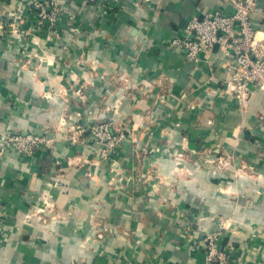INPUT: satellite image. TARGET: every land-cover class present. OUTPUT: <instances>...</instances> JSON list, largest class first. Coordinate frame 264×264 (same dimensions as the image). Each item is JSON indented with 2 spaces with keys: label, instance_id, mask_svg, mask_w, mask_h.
<instances>
[{
  "label": "crops",
  "instance_id": "0c3cea01",
  "mask_svg": "<svg viewBox=\"0 0 264 264\" xmlns=\"http://www.w3.org/2000/svg\"><path fill=\"white\" fill-rule=\"evenodd\" d=\"M58 1L52 29L25 8L0 35V136L51 140L0 157V264H203L207 233L264 264V90L226 91L232 46L194 62L171 45L232 1ZM252 22L264 40V0ZM104 120L125 135L110 158L77 133Z\"/></svg>",
  "mask_w": 264,
  "mask_h": 264
},
{
  "label": "built area",
  "instance_id": "2783aa9c",
  "mask_svg": "<svg viewBox=\"0 0 264 264\" xmlns=\"http://www.w3.org/2000/svg\"><path fill=\"white\" fill-rule=\"evenodd\" d=\"M231 1L232 13L218 11L202 17H193L185 34L174 37L171 45L183 49L186 58L194 62L200 61L203 51H211L217 44L219 47L232 46V59L228 63L225 88L245 101L252 94L253 87L264 90V40L257 39L252 22V13L258 0ZM24 2L25 6L24 3L20 6L32 13L35 18L33 29L36 31L44 26L52 29L64 11L58 0ZM26 16L9 11L5 19L0 20V35L7 36L9 33L20 32L22 28L19 25L25 23ZM12 21L13 23L8 25ZM4 23L6 29L3 27ZM86 130H89L95 141L101 145L100 154L103 158H110L116 154L125 140L124 132L114 130L112 122L108 120L92 123L88 127L78 126L77 133ZM50 141L49 138L33 132L5 133L0 136V157L5 156L10 150L17 151L21 156L32 155L40 145L48 144ZM198 246L205 251L203 264H230L226 250L218 244L216 233H207Z\"/></svg>",
  "mask_w": 264,
  "mask_h": 264
},
{
  "label": "rangeland",
  "instance_id": "374dc122",
  "mask_svg": "<svg viewBox=\"0 0 264 264\" xmlns=\"http://www.w3.org/2000/svg\"><path fill=\"white\" fill-rule=\"evenodd\" d=\"M24 1L25 0H19L18 8L15 9L14 13L19 14V15L23 14L22 12H23V10H25L23 6H25V3H26ZM23 3H24V5L23 6H20V4H23ZM10 12H13V11H10ZM2 14H3V17H4L3 19H5V16H7L9 14V11L5 12V14L4 13H2ZM23 19H25V17H23ZM11 23H13V21L12 22H9L8 25H10ZM3 25H4L3 26L4 29H6L5 23ZM19 26L22 28L21 24ZM42 29H43V27H42ZM255 31L257 32L256 29H255Z\"/></svg>",
  "mask_w": 264,
  "mask_h": 264
},
{
  "label": "water",
  "instance_id": "95a60500",
  "mask_svg": "<svg viewBox=\"0 0 264 264\" xmlns=\"http://www.w3.org/2000/svg\"><path fill=\"white\" fill-rule=\"evenodd\" d=\"M218 47V44L215 46V48H217ZM27 132H25L24 134H26Z\"/></svg>",
  "mask_w": 264,
  "mask_h": 264
}]
</instances>
